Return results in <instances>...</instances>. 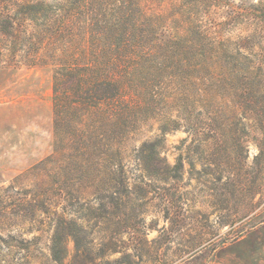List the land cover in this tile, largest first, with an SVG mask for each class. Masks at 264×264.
Here are the masks:
<instances>
[{
    "label": "rangeland",
    "instance_id": "obj_1",
    "mask_svg": "<svg viewBox=\"0 0 264 264\" xmlns=\"http://www.w3.org/2000/svg\"><path fill=\"white\" fill-rule=\"evenodd\" d=\"M41 1L0 36V264H264V0Z\"/></svg>",
    "mask_w": 264,
    "mask_h": 264
},
{
    "label": "trees",
    "instance_id": "obj_2",
    "mask_svg": "<svg viewBox=\"0 0 264 264\" xmlns=\"http://www.w3.org/2000/svg\"><path fill=\"white\" fill-rule=\"evenodd\" d=\"M82 0H73V2H81ZM9 5L13 6L16 5L18 6V10L15 13H11L9 9ZM53 10L46 8L45 4L41 0H36V1H30L28 3L22 4L20 0H0V36H3L4 38H12V49L13 51L16 50V41L17 42H23V38L21 37L22 31L27 32L28 31V26L25 25V21L27 18H30L31 20L35 21L36 23L40 19H45L44 24H52L53 21L56 19L57 16H55L53 13ZM52 22V23H51ZM25 28V30L23 29ZM221 44V48L223 51L228 53L229 49V44L223 41L219 42ZM3 55V51H0V56ZM99 82L103 83L102 85H108L106 86L107 90L105 91L106 94L102 95L101 97L97 96V91H98V85L91 83L87 84L83 87L82 95H80V99H75L73 100L74 104L78 103H85V102H92L95 99L98 100H103V101H109L113 99L118 93H121V89L119 85H116L115 82L111 80H99ZM101 86V85H100ZM111 93V95H108ZM61 109V104L56 102V110L58 113V109ZM76 203L78 205H83L82 208L84 207L85 204L81 203V199L77 200ZM127 229H136V225L133 224H128L126 225V230ZM71 234L73 235L75 239L76 246L79 250H82L83 253L86 252V241H85V236L83 235L82 228H73L70 229ZM125 230V231H126ZM123 231V232H125ZM138 231V230H137ZM137 250V247H135ZM140 258V256H139ZM142 261V257L140 258Z\"/></svg>",
    "mask_w": 264,
    "mask_h": 264
}]
</instances>
